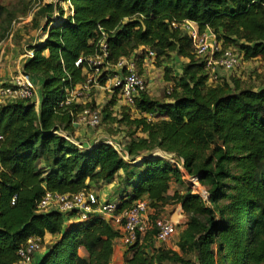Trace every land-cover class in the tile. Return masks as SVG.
Returning <instances> with one entry per match:
<instances>
[{"label":"trees","instance_id":"obj_1","mask_svg":"<svg viewBox=\"0 0 264 264\" xmlns=\"http://www.w3.org/2000/svg\"><path fill=\"white\" fill-rule=\"evenodd\" d=\"M63 1L41 5L32 19L33 29L47 36L29 45L34 54L22 70L40 83L39 106L34 99L0 106V264H14L30 237L47 233L55 239L36 254L35 264H111L119 236L111 220L94 214L77 221L74 211H39L37 204L47 191L76 193L114 180L122 190L117 211L146 200L152 220L169 204H180L187 216L176 248L157 244L152 228L126 245V264H264V82L244 86L242 65L231 78L209 84L191 36L172 26L194 20L242 52L244 63L259 59L264 65V0H71L73 15ZM16 16L0 1V38ZM99 26L109 31L102 84L121 73L113 66L122 57L135 59L141 72L150 52L158 65L173 55L184 59L179 74L165 65L166 99L142 91L137 111L121 104L112 118L115 130L128 129L119 133L127 138L129 160L107 142L89 147L76 138L75 113L89 108L87 102L62 105L68 90L87 80L84 59L96 52ZM263 73L258 80L264 81ZM119 101L113 94L103 108L106 118ZM163 152L184 159L208 201L192 192ZM174 184L181 190L171 192Z\"/></svg>","mask_w":264,"mask_h":264},{"label":"built area","instance_id":"obj_2","mask_svg":"<svg viewBox=\"0 0 264 264\" xmlns=\"http://www.w3.org/2000/svg\"><path fill=\"white\" fill-rule=\"evenodd\" d=\"M63 4H65L64 9L66 14L73 15L74 7L71 0L63 1ZM15 23L16 21L12 23L5 37L0 40V49L6 44L13 43ZM172 26L181 28L191 36L197 57L205 62L206 70L209 74V84L222 83L224 77H228L243 65L242 52H239L234 47L224 46L210 27L201 30L196 21L191 19L172 22ZM108 34L109 31L103 26H99L96 30L95 38L93 39L96 52L84 59L87 63V80L83 84L69 89L62 105H70L76 97H84L91 86H99L102 88L107 86L112 93H116L119 96L120 101L124 105L130 107L133 111H137L135 100L142 91H148V84L144 76L139 74L135 59L129 57L120 58L113 67L121 73L109 77L105 84L100 82L99 78L107 68L106 60L109 55ZM33 54V50L29 49L27 51L28 57H32ZM150 56L151 59L155 58L153 52H150ZM84 60L81 57L76 64L79 65ZM22 99H34L37 106H39L41 91L34 79L25 73L21 67L18 73L8 82L0 79V106L8 101ZM80 115L81 120L90 127H97L101 123V113L98 110L85 108L81 111ZM57 133L75 142L80 148L84 147L79 140L68 132L58 129ZM98 141L111 144L125 159H130L124 145L114 137L103 136L96 142ZM88 146L90 147V144ZM163 153L166 155V159L170 160V162L182 170L185 180L189 178L188 176L192 177V184L190 185L192 192L199 194L204 200L208 201L209 193L206 187L201 184L198 176H192L186 171L184 159L175 156L173 153ZM37 208L39 211L59 210L63 213L74 211L76 213L75 220L77 221L88 220L92 215L100 214L104 218L111 220L116 229L123 231V242L126 245L134 243L139 233L144 234L152 228L156 230L155 239L157 244H167L174 239L178 225L176 220L166 215L152 220L149 217L150 209L146 200H138L131 207L117 211L118 203L109 200L101 201L95 191L86 188L76 193L47 191L39 200ZM46 242V237H30L19 249V259L14 264H35L36 254L44 251Z\"/></svg>","mask_w":264,"mask_h":264},{"label":"rangeland","instance_id":"obj_3","mask_svg":"<svg viewBox=\"0 0 264 264\" xmlns=\"http://www.w3.org/2000/svg\"><path fill=\"white\" fill-rule=\"evenodd\" d=\"M3 4H5L6 6H8L11 9H15L17 12V16L12 20L10 26L8 27V29L12 26V23L14 21H16L15 23V31H14V37H13V43L18 44L22 49L23 47L28 43V41H30V38L33 36H42V32L39 29H33L32 27V19L35 15V13L37 12V10L40 8L41 5L49 3V2H58L59 0H0ZM60 5L64 7L65 4H63V2H60ZM28 20V21H27ZM45 21V18L43 19ZM20 28H25L26 29V33L25 34H17V30H19ZM7 29V30H8ZM7 30L3 33L4 35H2V37L0 38V40L2 38L5 37ZM31 32H34L35 34L32 36L30 35ZM1 35V33H0ZM26 35H29L30 37H27ZM46 35L47 34H43ZM26 36V37H25ZM26 38V40H24L23 38ZM45 39V38H44ZM42 39V40H44ZM25 43V45H23ZM5 48H12L11 44H6ZM29 48V45L27 46ZM2 49V47H1ZM0 49V51H1ZM173 59L171 60V62H166L163 65H158V63H156L155 58L152 59H148L147 62L145 64H143L142 66V70L143 72H141V68L137 67L138 71L144 75V78L147 81L148 84V93L153 96L154 98L160 99V100H164L167 98L168 94H169V89L171 85H169L170 83H168L165 80V65H172L175 69H177V72L180 71V64H179V58L175 57V55H173L172 57ZM174 61V62H173ZM259 61L258 59H255L253 61H251V64L245 62L243 64L244 69H242V73L240 74L241 76V80L243 82L244 86H250V85H256V86H260L261 84H263V80L257 78V74L261 73L264 71V65L261 62H257ZM3 62H5V58L3 59ZM2 62V63H3ZM173 62V64H172ZM16 63H13V69L12 70V74L16 75L18 73V69H16ZM12 66V65H11ZM176 72V70H175ZM236 72H238L236 70ZM257 72V74L255 73ZM235 74V73H233ZM264 74V73H263ZM228 76V75H227ZM232 75H229L228 77L231 78ZM1 78V77H0ZM2 78H4V76H2ZM8 79V78H6ZM3 80V79H1ZM8 82V81H6ZM114 93L111 92L110 88L105 86V88L99 87V86H91L88 90L87 93H85L84 97H76L75 98V102H87V107L91 108L92 110H98L100 111V113H102V121L100 123L99 126L97 127H90L88 125H86L82 120H81V112H77L76 117H75V121L74 123L76 124V137H81L82 140H87L85 138H83L80 134V132L84 129L85 132H91L93 133V139H97V138H102L103 136H110V137H116L118 134H120L122 137H120V140H118L122 145L125 144V142L127 141V138L123 135V133H119V132H124L126 134L127 132V128L125 126H122L121 128L123 129L122 131L120 130H115L114 129V125H112V118H114L116 116V113L119 112V110L117 111L116 109L111 110L112 111V115L109 118H106V113L103 111V108L105 106H107V104L109 103L110 99L112 98V95ZM122 102V101H121ZM86 105V103H83L82 105ZM118 105V104H117ZM116 108V107H115ZM115 114V115H114ZM90 140V139H88ZM155 152V151H154ZM153 152V154H154ZM189 178L186 179L188 185L190 186L192 184V177L188 176ZM175 187H179L180 186L178 184H174ZM173 186V188H174ZM151 215V214H149ZM161 215H166L167 214L165 212H163ZM151 218V216H149ZM178 226L176 227V233L174 235V238L177 236V232H178ZM174 242V239H172L169 243ZM47 244L45 245L44 250L46 249Z\"/></svg>","mask_w":264,"mask_h":264},{"label":"crops","instance_id":"obj_4","mask_svg":"<svg viewBox=\"0 0 264 264\" xmlns=\"http://www.w3.org/2000/svg\"><path fill=\"white\" fill-rule=\"evenodd\" d=\"M25 31H26L25 28H20L19 30H17V34L23 35L26 33ZM34 34H35L34 32L30 33V35H32V36ZM26 36L30 37L29 35H26ZM25 37L23 38L24 40H26ZM44 38H46L45 35H42L41 37L40 36L31 37L30 41H28V43L26 45H25V43L23 44V45H25L23 47V49L18 44H15V43L11 44L12 48H10V47L5 48L6 46H4L2 48L1 55H0V77H1L0 79H3V81H5V82L9 81L14 76V74H12V70H11V69H13V63L17 64L15 68L19 70L22 67L25 60L28 58L27 51L29 50V48L27 46L30 44L37 43ZM4 58H5V62H3ZM179 61H180L179 64L181 66L184 59L181 58ZM173 62H172V64H173ZM257 62L259 63L261 61L259 60ZM247 63L251 64V61H247ZM242 69H244V66H242L240 73H242ZM175 70H176V72H175L176 74H179L181 72V71L177 72L176 67H175ZM2 76H4V78H2ZM6 78H8V79H6ZM35 82L37 84H40L37 81H35ZM121 104H123V103L119 101L118 105L115 106L116 108L115 107L114 108L117 111L120 110ZM74 126H76L75 123H74ZM80 134L83 138L90 139V140L87 139V140L83 141L81 137H78V139L83 141L86 145L93 144L99 139V138L93 139V133L85 132L84 129L80 132ZM89 189L95 191L98 194L101 201L109 200V201H114L116 203H119L121 201V198H122L121 197L122 196L121 195L122 190L120 187V183L117 180L111 181V182L106 183V184L96 183L94 186L90 187ZM175 189L181 190V187L179 188L178 186L177 187L174 186V188L172 189L171 192H173V190H175ZM164 212L167 214V216L172 217L174 220H176L178 222V225H179L178 226V232H177L178 234L174 238V242L164 244V246L176 248V245H175L176 240L180 236L182 230L185 227V221L187 219V216L183 212V209H182L180 204H169L165 207ZM123 234H124L123 231H119V236L115 240L114 253H113L112 258H111V264H126L124 261V253H125V249H126V244L123 242ZM45 237H46L47 242H51L55 239V237L49 233H47Z\"/></svg>","mask_w":264,"mask_h":264},{"label":"water","instance_id":"obj_5","mask_svg":"<svg viewBox=\"0 0 264 264\" xmlns=\"http://www.w3.org/2000/svg\"><path fill=\"white\" fill-rule=\"evenodd\" d=\"M141 162H143V161H141Z\"/></svg>","mask_w":264,"mask_h":264}]
</instances>
